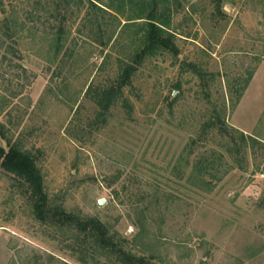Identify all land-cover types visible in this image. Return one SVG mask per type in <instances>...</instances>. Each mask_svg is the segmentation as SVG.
<instances>
[{
	"label": "rangeland",
	"instance_id": "obj_1",
	"mask_svg": "<svg viewBox=\"0 0 264 264\" xmlns=\"http://www.w3.org/2000/svg\"><path fill=\"white\" fill-rule=\"evenodd\" d=\"M95 4L0 0V146L37 156L50 200L136 257L264 264V0H170L178 56L137 66L129 107L104 121L94 91L141 48L145 21ZM75 242L0 168V264H119Z\"/></svg>",
	"mask_w": 264,
	"mask_h": 264
},
{
	"label": "trees",
	"instance_id": "obj_2",
	"mask_svg": "<svg viewBox=\"0 0 264 264\" xmlns=\"http://www.w3.org/2000/svg\"><path fill=\"white\" fill-rule=\"evenodd\" d=\"M88 2L96 8L95 3L101 4L123 17L126 21L124 26L134 24L135 21H145L144 27L140 29L143 32L141 48L135 52L129 63L120 66L116 81L100 86L94 91V100L98 106L97 120L104 121L117 102L122 101L125 107H129L124 90L132 85V77L137 71V66L145 59L162 53L178 56V51L174 43L175 35L168 31L171 16L170 0H88ZM62 34L58 35L59 44L62 42ZM61 48L62 45L57 53H60ZM240 96L241 93L238 97ZM212 125L218 126L226 136L230 135L220 117H216ZM0 168L12 175L19 187L25 189L37 222L45 227L72 234L76 241L75 248L86 256L94 257L101 254L114 258L119 264H153L150 260L136 257L128 251L125 242L112 234L99 218L74 215L68 213L63 206L54 204L46 192L37 156L32 152L24 150L18 144L8 143L7 150L0 146Z\"/></svg>",
	"mask_w": 264,
	"mask_h": 264
},
{
	"label": "water",
	"instance_id": "obj_3",
	"mask_svg": "<svg viewBox=\"0 0 264 264\" xmlns=\"http://www.w3.org/2000/svg\"><path fill=\"white\" fill-rule=\"evenodd\" d=\"M106 204V201L104 199L99 201V206L103 207Z\"/></svg>",
	"mask_w": 264,
	"mask_h": 264
}]
</instances>
